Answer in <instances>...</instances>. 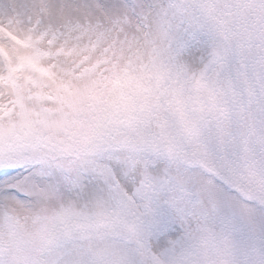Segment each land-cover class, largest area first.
Wrapping results in <instances>:
<instances>
[{
    "label": "snow or ice",
    "instance_id": "1",
    "mask_svg": "<svg viewBox=\"0 0 264 264\" xmlns=\"http://www.w3.org/2000/svg\"><path fill=\"white\" fill-rule=\"evenodd\" d=\"M0 264H264V0H0Z\"/></svg>",
    "mask_w": 264,
    "mask_h": 264
}]
</instances>
